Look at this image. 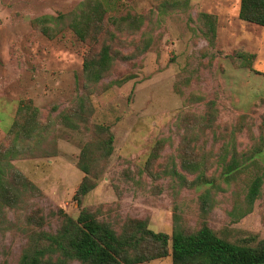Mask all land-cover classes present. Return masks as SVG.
<instances>
[{"label":"rangeland","instance_id":"374dc122","mask_svg":"<svg viewBox=\"0 0 264 264\" xmlns=\"http://www.w3.org/2000/svg\"><path fill=\"white\" fill-rule=\"evenodd\" d=\"M81 1L0 0V147L8 143V128L23 102L36 108L39 123L52 124L39 149L10 160L36 191L0 217V264H17L30 231H53L58 210L75 218L89 209L114 226L126 218L147 219L151 230L169 237L176 214L186 229L206 219L230 241L264 239V175L258 198L243 213L248 183L261 171L248 166L227 186L219 181L221 186L202 202L209 186H186L195 175L182 168L184 156L197 155L182 126L207 117L208 107L216 111L213 133L205 128L206 140L200 141L208 162L227 142L241 152L261 139L264 27L238 18L240 0H125L127 8L145 18L140 32L124 34L114 44L131 59L116 60L98 83L89 84L82 71L87 44L66 27L51 39L32 24L41 16L67 13ZM201 13L215 18L212 45L200 31ZM145 32L150 39L142 42ZM142 44L146 51H140ZM79 98L88 129L75 131L58 115L75 109ZM95 125L109 127L113 152L79 206L73 195L84 175L77 164ZM155 144H160L157 157L146 164ZM254 158L264 168V145ZM220 171L221 165L213 164L206 174ZM35 214L44 217L42 228L26 223Z\"/></svg>","mask_w":264,"mask_h":264},{"label":"trees","instance_id":"16d2710c","mask_svg":"<svg viewBox=\"0 0 264 264\" xmlns=\"http://www.w3.org/2000/svg\"><path fill=\"white\" fill-rule=\"evenodd\" d=\"M198 17L203 25L200 31L212 45L215 39V18L204 13ZM238 18L264 27V0H240ZM144 20L142 15L127 8L125 0H83L67 13L41 16L32 20V24L51 39L66 27L80 42L86 43L88 49L82 60L83 76L89 84H96L113 68L116 60L131 59L130 55L123 54L114 44L117 39H123L124 34L140 32ZM144 36L142 42L150 39L147 32ZM146 49L147 44H142L140 51ZM128 80L130 77L116 83L120 85ZM36 112L30 102L21 103L8 128V143L0 147V217L7 209L18 208L25 202L29 192L36 191L31 181L10 163V160L39 149L47 141L46 131L52 124L39 123ZM85 113L83 99L79 98V105L75 109L61 112L58 118L65 127L80 131L82 128L88 129ZM206 115L191 125L182 126L184 135L188 136L194 144L193 150L197 152L195 156H184L182 159L183 170L195 175L194 179L185 181V185L195 188L208 185L202 200L206 202L210 190L221 186L219 181L227 186L236 180L242 170L253 166L261 174L251 177L248 183L246 209L243 213L248 212L258 198L263 183L264 168L254 157L263 150L264 115L261 117V139L254 140L249 150L237 152L233 143L227 142L219 148L217 154L212 155L210 162L204 152L205 146L200 141L206 140L205 128L209 127L213 133L216 111L208 107ZM235 128L239 132L240 124ZM91 135L81 148L77 164L84 175L73 195V200L79 206L82 199L96 187L100 173L113 152L114 136L109 127L95 125ZM231 135L227 134L228 140L233 139ZM159 148L160 144L152 147L146 164L157 157ZM213 164L221 165L217 176L206 174L208 167ZM55 214L58 226L53 231L32 230L28 233L17 264H68L72 260L80 264H143L168 256L171 264H264V239L249 237L241 241H230L210 228L206 219L201 220L197 228L190 230L181 225V218L174 214L169 237L151 230L147 219L126 218L114 226L109 221L99 219L89 209H82L75 218L62 210ZM44 222V217L37 214L26 219L27 224L34 223L39 228L43 227Z\"/></svg>","mask_w":264,"mask_h":264}]
</instances>
